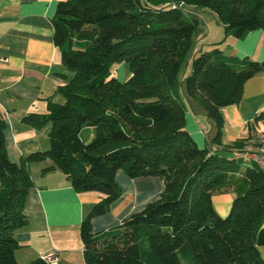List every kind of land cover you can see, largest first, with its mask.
<instances>
[{
    "label": "trees",
    "instance_id": "16d2710c",
    "mask_svg": "<svg viewBox=\"0 0 264 264\" xmlns=\"http://www.w3.org/2000/svg\"><path fill=\"white\" fill-rule=\"evenodd\" d=\"M178 4L214 13L234 39L264 33V0H56L52 43L71 73L57 88L64 102L22 119L34 127L51 123L48 149L10 162L0 116V264H17L13 232L26 222L31 186L25 164L44 158L75 192L101 196L78 225L83 264H264L263 175L251 162L198 148L185 130L177 95L184 82L185 99L212 121L211 142L219 144L221 109L239 101L247 79L264 74V58L200 52L179 81L196 23ZM119 62L129 72L123 82L111 76ZM82 127L94 130L87 144L78 137ZM242 143L223 149L240 150ZM116 172L156 177L161 191L119 224L93 232L90 219L107 212L121 193ZM215 193L235 195L223 218L211 205ZM24 264L48 263L35 258Z\"/></svg>",
    "mask_w": 264,
    "mask_h": 264
},
{
    "label": "crops",
    "instance_id": "0c3cea01",
    "mask_svg": "<svg viewBox=\"0 0 264 264\" xmlns=\"http://www.w3.org/2000/svg\"><path fill=\"white\" fill-rule=\"evenodd\" d=\"M55 4L56 0H0V59H4L0 60V116L4 122L5 153L12 163L48 149L51 123L47 121L34 127L22 119L47 113L50 104H62L64 99L61 103L54 102L58 96L62 97L57 88L71 77L52 43L50 19ZM188 15L197 21L199 14L190 10ZM198 23L203 26V20L199 19ZM228 45L227 54L237 58L246 57L251 61L264 58L261 30L249 32L240 39H229ZM179 96L184 106L185 130L200 149L206 148L217 155L223 152L234 155L237 148L225 150L223 147L242 139L247 130L264 128V74L247 79L241 87L239 101L221 109L223 124L219 144L211 142L215 126L203 110L191 101L188 104L181 89ZM86 137L89 139L91 134ZM51 165L49 158L25 164L31 186L24 204L26 222L13 232L19 245L13 253L17 264L50 253L54 254L53 264H83L78 225L101 196L95 192H75L59 170L49 169ZM114 181L121 193L107 212L90 219L93 232L115 226L141 210L158 198L162 188V182L156 177L129 179L122 172H116ZM227 194L211 195L217 212L224 213L228 208Z\"/></svg>",
    "mask_w": 264,
    "mask_h": 264
},
{
    "label": "rangeland",
    "instance_id": "374dc122",
    "mask_svg": "<svg viewBox=\"0 0 264 264\" xmlns=\"http://www.w3.org/2000/svg\"><path fill=\"white\" fill-rule=\"evenodd\" d=\"M178 8L180 9V11L182 12V14L184 15L185 18L191 19L190 15H188V12L190 10L195 11L196 9L194 8H183V6L181 4H178ZM197 13L199 14L197 16V21H195L196 23V32H195V37H194V44H193V48L190 54V58L189 60L186 62L185 66L181 69L180 73H179V77H181L179 79V81H181L190 71V63H191V58L194 57L195 55H197L200 52H204V51H211L213 49H217L221 52H224L225 54L228 53V51H226V46L229 44V39H232L233 36L231 34L225 33L224 28L219 20V18L212 12L209 11H203V10H196ZM201 19L203 20V26H201L198 23V20ZM202 29V30H200ZM229 46V45H228ZM111 76L113 78H115L118 82H123L124 80H126V78L129 76V72H128V68L127 65L123 62H119V63H115L111 66ZM179 89H181V91H184V82H179ZM179 89L177 88V95H179ZM54 102L56 103H61L63 102V98L61 96H58ZM191 107H193L192 104H190ZM81 133H80V138L82 140H80L83 144H87L89 143L94 135V130L91 127H82L81 128ZM91 134V137L88 139L86 136L88 134ZM220 154V155H219ZM218 156L219 157H224L226 159H230L233 157V153L230 152H223V153H219ZM222 154V155H221ZM238 166L240 168H242L244 166V164H242L243 162H238ZM221 191V189L216 190ZM229 192V191H226ZM218 194V193H215ZM230 197L229 200V204H228V208L225 210V212L223 213V210L220 212L216 211V208L213 204V202L211 201V205L212 208L214 210V212L221 218L225 217L228 214L232 199L234 198V193H229L227 194ZM220 213V214H219ZM261 257H264V251L261 250Z\"/></svg>",
    "mask_w": 264,
    "mask_h": 264
},
{
    "label": "built area",
    "instance_id": "2783aa9c",
    "mask_svg": "<svg viewBox=\"0 0 264 264\" xmlns=\"http://www.w3.org/2000/svg\"><path fill=\"white\" fill-rule=\"evenodd\" d=\"M4 60V59H0ZM264 115V110H263ZM242 146L232 157L233 160H244L255 165L264 177V128L247 130L242 138ZM53 253L41 255L40 258L48 264H53Z\"/></svg>",
    "mask_w": 264,
    "mask_h": 264
}]
</instances>
